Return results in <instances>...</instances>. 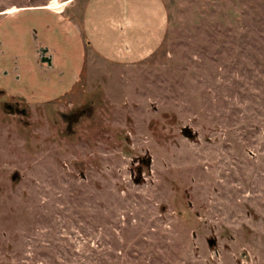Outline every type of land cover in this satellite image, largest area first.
I'll list each match as a JSON object with an SVG mask.
<instances>
[{
	"label": "rangeland",
	"instance_id": "obj_1",
	"mask_svg": "<svg viewBox=\"0 0 264 264\" xmlns=\"http://www.w3.org/2000/svg\"><path fill=\"white\" fill-rule=\"evenodd\" d=\"M89 2L0 0V264H264V0H164L131 62Z\"/></svg>",
	"mask_w": 264,
	"mask_h": 264
},
{
	"label": "crops",
	"instance_id": "obj_2",
	"mask_svg": "<svg viewBox=\"0 0 264 264\" xmlns=\"http://www.w3.org/2000/svg\"><path fill=\"white\" fill-rule=\"evenodd\" d=\"M168 25L164 0H90L84 17L89 47L107 60H142L161 44ZM51 66L54 53L48 49Z\"/></svg>",
	"mask_w": 264,
	"mask_h": 264
},
{
	"label": "flooded vegetation",
	"instance_id": "obj_3",
	"mask_svg": "<svg viewBox=\"0 0 264 264\" xmlns=\"http://www.w3.org/2000/svg\"><path fill=\"white\" fill-rule=\"evenodd\" d=\"M37 54H38V60H41L47 66H51V57L48 54L47 48L40 47L38 49ZM12 97H13L12 100H6V99L2 100L1 103L3 108L10 113L23 114V115L26 114L27 108L22 105V102H24L23 98L20 96L15 97L14 95ZM84 112H85L84 109H78L76 112H73L72 115L70 116L63 114L64 118H70L68 125L69 129L72 128L74 122V121L72 122V118H74L75 120H79V118L82 116L81 114H83Z\"/></svg>",
	"mask_w": 264,
	"mask_h": 264
},
{
	"label": "water",
	"instance_id": "obj_4",
	"mask_svg": "<svg viewBox=\"0 0 264 264\" xmlns=\"http://www.w3.org/2000/svg\"><path fill=\"white\" fill-rule=\"evenodd\" d=\"M184 134L188 137H193L194 133L192 131V129L190 127H185L184 128ZM209 244L210 246H213L214 244H216V238H211L209 239Z\"/></svg>",
	"mask_w": 264,
	"mask_h": 264
}]
</instances>
